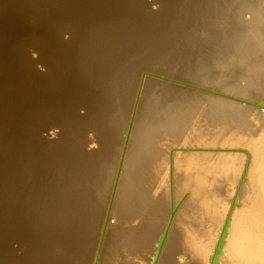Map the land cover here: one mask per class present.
I'll use <instances>...</instances> for the list:
<instances>
[{"label":"rangeland","instance_id":"1","mask_svg":"<svg viewBox=\"0 0 264 264\" xmlns=\"http://www.w3.org/2000/svg\"><path fill=\"white\" fill-rule=\"evenodd\" d=\"M252 1L253 0H0V234H4L3 243L0 244L2 246L0 249V264H37L38 261L42 259H48V257L56 251L57 245L60 244L59 242H62V240L60 239V234L57 232L45 234L46 232L44 231L45 233L39 235L43 227L50 223L51 225L56 224L59 218L60 220H58V222L63 221L67 216V220L70 219V216L71 218L78 217L77 215L84 209L85 212L91 209L93 211L94 209V213H100V208L96 207V202L97 199L99 202L101 191L107 188L105 185V187L100 189V184L104 179L109 182L112 180L113 183H111L112 186H109V195H107L106 198L107 205L102 210L101 222L98 228L99 232L97 231L95 243L93 245L92 258L94 259L100 243L102 227L106 215L105 211H107L110 201L114 178L132 115L140 76L143 71L157 73V75L163 78L205 88V90L193 89L165 79L150 76L145 78L138 100L133 126L138 122V118L140 120L141 117L142 120H140V122L142 126L145 125L147 117L161 124L160 128L163 129L161 138L152 141L151 146L160 152L164 143L169 141L173 147L172 151H170V154L167 156L168 163L175 164L179 162L183 152H185L184 148L187 146H189V150L187 149L186 152L190 151V155H195L196 152H212L214 156L219 153H244L243 150L228 152L201 149L207 142L212 141L217 144V150H225L231 143L238 139L240 132L246 124V121L240 118V121H235V125L229 127L230 130H226L223 128V119L213 113V97H216V99L221 98L224 101L229 100L227 102L231 101L233 104H237L238 102L213 94V92L217 94L221 92L226 95L231 93L224 90L222 87H217L219 86V82L226 80L232 75L229 73L231 70L230 66L235 65L237 71L247 68L253 69L255 72L254 78H252L253 80H258L260 75H264V0H254L253 3H251ZM239 6H242V9ZM249 6L251 8H249ZM238 12H242V16ZM237 16L239 19L242 18L237 20ZM237 22L238 24H236ZM237 30L239 32H237ZM202 32L203 34H201ZM248 36H252L251 39L257 40L259 44L260 48H255L257 49L256 55H247L245 50L240 47L235 51V55L237 56L235 63L230 64L231 61L229 58L232 55L231 53H229L230 56L221 61V63L218 62L219 65L216 63L213 66L212 63L214 64V62L210 63V59L214 54L217 56L219 55L216 54L218 53L217 51H219V45H225V43L222 44V41L226 40V45H230L231 39H248ZM209 39H211V41H209L211 44L207 41ZM202 42H204V48L209 54L207 55V59H200L201 62L197 63L198 60L194 56L192 58L193 60L190 61L191 59L188 58L192 57L190 53H194L193 50L196 49V47L197 49L200 48ZM210 45L211 48L212 46L213 48L209 50L208 47H210ZM205 49L199 50L198 52L204 51ZM96 50L99 53H97ZM157 51L159 53H157ZM115 53L116 56L118 55L119 57H116ZM145 54H147L150 59H145L147 57ZM149 54L153 56L150 57ZM210 54L212 55L210 56ZM142 55L144 58H140ZM155 55L156 57H154ZM144 59L147 61L145 62ZM154 59L163 66V68L158 66L159 64L156 68L154 63L157 64V62L154 61ZM183 60H185V63ZM171 61L174 62V64ZM141 62L145 63L142 64ZM164 62H168L169 66ZM161 63H164L166 66ZM175 63H178V65H175ZM171 64L175 68H172V66H170ZM176 66L180 67V69H177ZM199 66L202 68L204 67L203 69L208 66L206 70L208 69L210 71L205 73L207 76L199 77V73L196 72H202L201 70H203L200 69ZM175 69L177 71H175ZM163 71H165V73ZM190 71L193 73H191V77L195 78V80L199 77L198 83H195V81L189 78ZM170 72H173L177 76ZM180 72L181 74H179ZM186 72L188 73L186 74ZM184 75H189V77H187L189 79L186 77V79L183 78ZM191 80L192 82H190ZM200 80L212 81L213 87L204 86L205 84L203 85ZM146 83L148 85H146ZM260 83L261 87L259 88L264 89V78L260 80ZM153 85H155L159 91L156 92L157 90H153L155 96L152 94V88H155ZM157 85L160 86L158 87ZM162 85H164V87L166 85L168 93L165 92L166 89L163 91L164 87ZM149 86L151 88H149ZM145 87H147V89ZM160 87H162V91L159 90ZM169 87L170 91L168 90ZM243 88L244 93L242 96L241 94H234L233 92L230 96L247 99L249 101L253 98L254 93L259 90L258 87L252 84ZM148 89H151L150 92L152 96L150 94L148 95ZM172 89L179 92L175 91L178 96H180V94L182 95L180 99H177V95L175 96V93L171 92ZM178 89L181 91L183 90L185 93L183 91L180 93ZM189 90L191 92H189ZM160 91L164 94H161ZM187 93H192L193 99L197 102H201L204 97L207 98L191 110L190 116L187 114L174 116L175 113L172 115L167 111L174 105L173 111H175V107L180 109L183 108L188 101V96H184V94ZM146 94L150 97L146 96L147 101L144 100V95ZM160 95L165 96L162 98ZM166 95L168 98L170 97L171 101L173 100L171 97H176L174 101L177 100L175 102L172 101L175 104L172 103ZM155 97L159 100L162 98L163 101L160 100L162 102L158 103L159 101ZM164 98L167 99L165 100ZM148 99L150 100L149 104L147 103ZM154 99L155 103L152 102ZM142 100H144V103ZM167 100L171 103L169 106L163 103L164 101L168 102ZM156 102L159 105H157ZM249 102H251V100ZM161 103L163 104L160 106ZM253 103H256V101ZM164 104L166 107L168 106L167 108L164 107L166 111H160V109L165 106ZM238 104L240 107L247 105L240 102ZM117 105L119 107H117ZM120 110L122 111L121 115L123 114L124 116L118 115L120 114ZM162 111H165L164 113H166V115L162 114ZM242 111L245 113V111H248V108L244 107ZM228 115L230 116L231 114ZM117 117L121 119L119 120ZM228 121L229 119L227 118L226 123H228ZM182 122L189 123L182 129V132L178 133L177 129ZM120 126L122 127L120 128ZM197 127L201 128L203 132H191L193 128ZM133 128L134 127H132V134L130 136H133ZM113 130H115V132ZM102 134L105 135L107 139L104 138ZM178 136L179 141H177ZM130 138V143H128L126 151L130 148ZM118 141H121L120 144ZM105 149L108 150L106 151ZM128 152H125L126 156L123 159L117 186L120 183L121 175L127 172V168H124V165ZM104 153L105 155H103ZM116 158L118 159L117 161ZM206 159L207 158L204 159L203 165L206 163ZM94 160L97 161L94 163ZM181 163L182 161L180 162V166ZM86 164L88 166L91 164L90 168ZM89 170L94 174L92 173L91 175ZM102 170L103 173L101 174ZM195 170L196 169H192L190 172L189 183L179 186V188L183 190L181 192L189 190L194 192L198 189L207 187V177L200 176ZM76 172L78 173L76 174ZM96 172L98 173L96 174ZM109 172H111L110 175ZM48 174H50V176ZM59 174L60 176H58ZM103 174L109 175V179L107 176H101ZM86 175H89L88 177L90 178L83 179ZM25 176L27 177L25 178ZM97 176L99 178L100 176L102 177V179L100 178L101 181H97L99 179ZM177 176L176 169L173 166L165 167L155 176V179L149 186L153 191L151 199L146 197L141 201V199L137 197V201L140 202V206L137 208L121 209L115 211L116 213L110 212V214H115L109 216L107 227L110 224L111 227H114L117 232L123 236L115 235L113 240L111 242L109 241V245L105 247L106 250L104 249V252L103 243L105 240V230L98 264H131L133 262L129 257L134 252L139 255V258H137L134 263L150 264L151 260L148 259V255L152 252V243L150 244L148 242V233L154 228L155 231L161 235L165 229L169 219L164 213L159 211L162 209L166 200L160 203L158 202L166 198L168 192H170L169 199L171 209L173 205L172 202L175 203L172 196V183ZM72 178H75V180L77 179L76 181L79 183H76L74 179L73 182V180H71ZM45 180L47 181L45 182ZM66 180H68V182ZM33 181L39 183L36 185ZM89 181H93L91 182L94 183V185L92 184L93 187L88 185L91 184ZM27 184L30 187L27 186ZM51 184L53 185L51 186ZM78 184H84L87 188L92 187L91 189L88 188L91 192H89L86 187H80ZM73 185L77 188L73 189ZM24 186H27V188H24ZM53 187L54 189H52ZM83 188H86L88 191L85 189V192ZM93 188H96L94 189L95 191ZM71 189H73V191H70ZM78 189L82 191L80 194L76 192L79 191ZM74 190L76 191L74 192ZM83 191L85 193H83ZM96 191L98 195L95 193ZM24 192L32 196L30 199H25L27 201V211H25L26 208L22 206L24 200L23 196H26ZM64 192H69L65 194L69 199L68 197L62 198L63 200L61 201L59 195ZM75 193L77 196L83 197V199L77 197ZM219 193H222L225 200L233 196V190L230 186H223L219 189ZM81 194L85 195V197ZM65 195H63V197H65ZM88 195L91 198H89ZM73 196L75 199L79 198V200L71 199ZM187 196V194L183 195L179 203H177V207L185 201ZM57 198H59V201L56 200ZM86 198L90 199L87 201L88 203L85 202L87 200ZM92 198L93 200H91ZM44 199L48 201L45 202ZM52 199L56 200V202L61 205V208L59 207L60 211L57 210L59 205L56 202H51ZM67 199L69 202H67ZM64 200L69 204L66 205ZM80 200L84 202H77ZM71 201H74L73 203L75 206ZM90 201L96 203L94 204L92 202L95 207L91 205ZM16 203L20 207L14 209L12 206H15ZM61 203H63L64 207ZM76 203L77 205L81 204V206H77ZM84 203L85 205H89L90 203L91 207L90 205L89 207L87 205L85 206ZM38 204L41 205L42 208L38 206L39 209H36ZM44 205L47 207H44ZM52 205L55 207H52ZM70 205H72L74 210ZM48 206L49 209L52 208L54 212L51 209L49 210ZM28 207L30 208L28 209ZM40 209H45V211H41ZM67 210L68 213H65ZM133 210L134 213H136L134 215H132ZM40 211L45 213L42 214ZM57 211L58 214H55ZM62 211L64 214L63 218ZM122 211H127L126 213L129 214V217L123 221L120 219L124 215ZM155 211L159 213H155ZM18 212H20V215ZM22 212L23 214H21ZM51 212L54 213L56 217L54 215L52 216ZM72 212H75L73 213L74 215L71 214ZM38 215H42L41 217L46 216V218L39 219L37 218ZM7 220H9L8 224ZM38 220H41L39 221L41 224ZM9 225H15L16 228L15 233L10 236L6 235L12 228ZM128 231L130 235L125 236ZM55 233L56 236L54 235ZM136 234H139V238L133 239L132 236ZM49 237L56 243L50 240ZM121 240L125 246L123 250L119 249V242ZM115 244H117L116 248L113 247ZM40 247H43V249ZM171 255L174 262L184 264L185 259L183 254L172 253ZM93 259H91V264L93 263Z\"/></svg>","mask_w":264,"mask_h":264},{"label":"bare ground","instance_id":"2","mask_svg":"<svg viewBox=\"0 0 264 264\" xmlns=\"http://www.w3.org/2000/svg\"><path fill=\"white\" fill-rule=\"evenodd\" d=\"M175 1V0H174ZM254 1V0H253ZM253 1L251 3H253ZM261 1V0H260ZM208 2V1H207ZM206 2V4H207ZM223 2V1H222ZM230 2V1H229ZM257 2V1H256ZM237 3V2H236ZM183 4V3H182ZM249 4V2H248ZM190 5V4H189ZM200 5V4H199ZM202 5V4H201ZM111 6V5H110ZM220 6V5H219ZM203 7V6H202ZM240 7V6H239ZM242 7V6H241ZM240 7V8H241ZM245 7V6H243ZM256 7V6H255ZM249 8H251L249 6ZM213 9V8H212ZM234 9V8H232ZM242 9V8H241ZM256 9V8H255ZM200 10V9H199ZM202 10V9H201ZM220 10V9H219ZM254 10V7H253ZM232 11V10H231ZM219 12V11H218ZM222 12V11H221ZM190 13V12H189ZM199 13V12H198ZM225 13V12H224ZM239 13V12H238ZM228 14V13H227ZM240 15L243 14L242 12L239 13ZM212 15V14H211ZM230 15V14H229ZM228 16V15H227ZM239 16V15H238ZM237 16V18H238ZM242 16V15H241ZM240 16V17H241ZM204 17V16H203ZM233 18V17H232ZM242 18V17H241ZM240 18V19H241ZM231 19V18H230ZM239 18L237 20H240ZM97 21V20H96ZM214 21V20H213ZM216 22V21H215ZM236 22V21H235ZM241 22V21H239ZM210 23V22H209ZM157 24V23H156ZM192 24V23H191ZM238 24V22L236 23ZM242 24V23H241ZM145 25V23H144ZM158 25V24H157ZM212 25V24H211ZM214 25V24H213ZM245 25V24H244ZM148 26V25H147ZM160 26V25H159ZM209 26V25H208ZM246 26V25H245ZM212 27V26H211ZM215 27V26H214ZM226 27V26H225ZM206 28V27H205ZM241 28V27H239ZM2 29V28H1ZM220 29V28H219ZM217 30V29H216ZM223 30V29H222ZM196 31V30H195ZM204 31V30H203ZM218 31V30H217ZM223 32V31H222ZM229 32V31H228ZM237 32H239L237 30ZM236 32V33H237ZM245 32V31H244ZM242 32V33H244ZM193 33V32H192ZM205 33V32H204ZM157 34V33H156ZM196 34V33H195ZM203 34V32L201 33ZM206 34V33H205ZM231 35V34H230ZM238 35V34H237ZM236 35V36H237ZM202 36V35H200ZM239 36V35H238ZM242 36V35H241ZM240 36V37H241ZM245 36V35H244ZM176 37V36H175ZM223 37V36H222ZM235 37V36H234ZM246 37V36H245ZM244 37V38H245ZM249 37V36H248ZM252 37V36H251ZM251 37H249L248 39H231L230 41V45H226V40L222 41V44L225 43V45H219V51H217L219 54L218 56L214 54V56L211 57L210 59V63L214 62V64L212 63V65L214 66L216 63H221V61L225 60L226 58H228L230 55L229 53H231V57L229 58V60L231 61L230 64H233L236 62L237 60V56L235 55V51L238 50L240 47H242V49L245 50V52L247 53V55H256L257 54V49L260 48L259 44L257 42V40L255 39H251ZM173 38V37H172ZM194 38V37H193ZM206 38V37H205ZM204 38V39H205ZM243 38V37H242ZM225 39V38H224ZM228 39V38H227ZM101 40V39H100ZM181 40V39H179ZM185 40V39H184ZM189 40V39H188ZM221 40V39H220ZM238 40V41H237ZM242 40V41H239ZM105 41V39H104ZM123 41V40H122ZM146 41V40H144ZM143 41V42H144ZM171 41V40H170ZM182 41V40H181ZM208 42L211 41V39L207 40ZM103 42V41H102ZM108 42V41H107ZM106 42V43H107ZM117 42V41H116ZM163 42V41H162ZM196 42V41H195ZM240 42V43H237ZM101 43V42H100ZM105 43V44H106ZM154 43V42H153ZM152 43V44H153ZM161 43V42H160ZM167 43V42H166ZM192 43V42H191ZM200 43V42H198ZM197 43V44H198ZM210 43V42H209ZM213 43V42H212ZM217 44H219L218 42H216ZM215 43V44H216ZM141 44V43H140ZM162 44V43H161ZM170 44V42H169ZM178 44V43H177ZM211 44V43H210ZM108 45V44H106ZM143 45V44H142ZM146 45V44H145ZM167 45V44H165ZM171 45V44H170ZM180 45V44H179ZM185 45V44H184ZM190 45V44H189ZM195 45V43H194ZM201 47L197 49H194L193 52L194 53H190V56L192 55V57H188L189 59H191L190 61H192L193 57L195 56V58L198 60L197 63L201 62V60H206L207 59V55L208 52L206 51V49L204 48V42H202ZM214 45V44H213ZM102 46V45H101ZM105 46V45H104ZM117 46V45H116ZM126 46V45H125ZM164 46V45H163ZM209 46V44H208ZM149 47V46H148ZM160 47V46H159ZM175 47V45H174ZM193 47V46H192ZM216 47V46H214ZM103 48V47H101ZM109 48V47H108ZM129 48V46H128ZM127 48V49H128ZM165 48V46H164ZM178 48V47H177ZM176 48V49H177ZM180 48V47H179ZM209 50L213 48L208 47ZM257 48V49H255ZM91 49V48H90ZM100 49V48H98ZM157 49V48H156ZM184 49V48H182ZM201 52H198L199 50H203ZM215 49V48H214ZM229 49V50H228ZM105 50V49H104ZM111 50V49H110ZM170 50V49H169ZM185 50V49H184ZM97 51V50H96ZM95 51V52H96ZM121 51V50H120ZM150 51V50H149ZM162 51V50H161ZM191 51V50H190ZM214 51V50H213ZM118 52V51H117ZM163 52V51H162ZM177 52V51H176ZM192 52V51H191ZM215 52V51H214ZM97 53H99L97 51ZM101 53V51H100ZM107 53V52H106ZM109 53V52H108ZM152 53V52H151ZM155 53V50H154ZM157 53H159L157 51ZM156 53V54H157ZM189 53V52H188ZM213 53V52H212ZM148 54V53H147ZM145 54L146 58L145 59H150L148 58V55ZM179 54V53H178ZM181 54V52H180ZM227 54V55H225ZM97 55V54H96ZM111 55V54H110ZM150 55V54H149ZM177 55V54H176ZM187 55V54H186ZM212 54H210L211 56ZM114 56V55H113ZM116 56V53H115ZM118 56V55H117ZM116 56V57H117ZM153 56V55H152ZM150 55V57H152ZM173 56V55H172ZM209 56V58H210ZM100 57V56H99ZM103 57V56H102ZM119 57V56H118ZM143 57L140 56V58ZM156 57V55L154 56ZM153 57V58H154ZM174 57V56H173ZM172 57V58H173ZM178 57V56H177ZM144 58V57H143ZM142 58V59H143ZM223 58V59H222ZM139 59V58H138ZM144 61L146 62L147 60ZM175 59V58H174ZM173 59V60H174ZM186 59V58H185ZM221 59V60H219ZM101 60V59H100ZM141 60V59H140ZM153 60V59H152ZM151 60V61H152ZM172 60V61H173ZM188 60V59H187ZM139 61V60H137ZM149 61V60H148ZM154 61H156L154 59ZM171 61V62H172ZM176 61V60H175ZM185 60H183L184 62ZM140 62V61H139ZM143 62V61H142ZM141 62V63H142ZM144 62V63H145ZM153 62V61H152ZM157 62V61H156ZM162 62V61H159ZM187 62V61H186ZM142 63V64H144ZM149 63V62H148ZM167 63L168 62H164ZM164 63H161L162 65L166 66ZM170 63V62H169ZM174 64V62H172ZM185 63V62H184ZM206 63V62H203ZM219 63L217 65H219ZM109 64V63H108ZM107 64V65H108ZM151 64V63H150ZM159 63L157 62V64L154 63V66L156 67ZM178 65V63H175V65ZM208 65V64H207ZM106 66V65H105ZM132 66V65H131ZM152 66V65H150ZM158 66H161L160 64ZM157 66V67H158ZM169 66V64H168ZM172 66V64L170 65ZM180 66V64H179ZM205 66V65H203ZM104 67V66H103ZM156 67V68H157ZM177 69L180 67L176 66ZM200 67V66H199ZM198 67V68H199ZM208 67V66H206ZM203 69L202 67H200V69L202 72H196L199 73V77H205L207 75H205V73H207L210 70H206ZM161 68H163V66H161ZM159 68V69H161ZM167 69H169L168 67H166ZM165 68V69H166ZM172 68H175L172 66ZM183 68V67H182ZM181 68V69H182ZM102 69V68H101ZM217 69V68H215ZM230 71L229 73L232 74L231 76H229L226 80L219 82V87L224 88V90H227L229 92H231L230 94H241V96L244 93V88L245 86H250L251 84L254 85L255 87H258V91L254 93V96L251 100V102H258L260 100H264V89H261L259 87H261V83L260 80L262 78H264V75H260L258 80H253L252 78H254L255 72L253 71V69L251 68H247L244 70H238L235 68V65L230 66ZM174 70V69H173ZM98 71V70H97ZM113 71V70H112ZM161 71V70H160ZM166 72H168L167 70H165ZM165 71H163L165 73ZM175 71H177L175 69ZM174 71V72H175ZM92 73V72H91ZM171 74L173 72H170ZM176 73V72H175ZM188 72H186L187 74ZM191 71L189 72V75L185 76L183 78H191L193 81H195V83H198L199 77H197L195 80V78L191 77ZM174 74V73H173ZM177 74V73H176ZM176 74H174L175 76H177ZM181 74V72L179 73ZM193 74V73H192ZM119 75V74H118ZM183 75V74H182ZM150 78V77H149ZM185 78V79H186ZM187 78V79H189ZM192 80L190 82H192ZM147 81V80H146ZM201 83L204 86H212V81L210 80H200ZM157 82V81H156ZM129 83V82H128ZM148 83V82H147ZM146 83V85H148ZM127 85V84H126ZM156 85V84H155ZM153 85V87L155 86ZM161 85V84H160ZM159 85V86H160ZM167 85V84H166ZM164 87V85H162L163 91L164 89H166L168 87ZM202 85V86H203ZM130 86V85H129ZM151 86V84H150ZM149 86V88H151ZM158 86V85H157ZM158 86V87H159ZM170 86V85H169ZM171 87V86H170ZM170 87H169V91H170ZM213 87V86H212ZM215 87V84H214ZM121 88V87H120ZM132 88V87H131ZM147 89V87H145ZM162 87L159 88V90H161ZM173 88V87H171ZM175 88V87H174ZM122 89V88H121ZM126 89V88H125ZM155 89L156 92H159L158 89L156 88H152V94H153V90ZM182 89V88H181ZM184 89V88H183ZM129 90V89H128ZM127 90V91H128ZM149 90V89H148ZM147 90V91H148ZM151 90V89H150ZM148 92V95L151 94V92ZM173 90V89H172ZM171 92L175 93V91L177 90H173ZM180 90V89H178ZM222 90V89H221ZM146 91V90H144ZM162 91V90H161ZM160 91V93H161ZM183 91V90H182ZM180 90V93L182 92ZM167 89H166V91ZM178 92V91H177ZM184 92V91H183ZM189 92H191L189 90ZM233 92V93H232ZM126 93V92H125ZM128 93V92H127ZM146 93V92H145ZM158 93V94H160ZM165 93V94H167ZM179 93V92H178ZM185 93V92H184ZM221 93V92H220ZM228 93V92H227ZM157 94V95H158ZM164 94V93H161ZM229 94V95H230ZM114 95V93H113ZM123 95V94H121ZM156 95V96H157ZM168 95V94H167ZM166 95V97H167ZM175 96L177 95V99H180L182 96L180 94V96H178V94H174ZM173 95V96H174ZM186 95V96H185ZM257 95V96H256ZM129 96V95H128ZM145 99H146V95ZM153 96H155L153 94ZM162 96V98L165 96L160 95V97ZM169 96V95H168ZM185 97L188 96V101L186 102L185 106L183 108H177L175 107L173 111V107L175 106H170L172 108L168 109L167 111H169L172 115L174 116H180V115H191V110L194 109V107L197 104H200L201 102H203L207 97H204L203 100L201 102H197L193 99L192 97V93H187L184 94ZM239 96V97H241ZM122 97V96H121ZM127 97V96H126ZM149 97V96H147ZM150 98V97H149ZM156 98V97H155ZM158 98V96H157ZM156 98V99H157ZM162 98L160 100H162ZM168 98V97H167ZM166 98V99H167ZM174 101V98L176 97H171ZM238 98V97H237ZM263 98V99H262ZM123 99V97H122ZM153 99V98H151ZM165 99V98H164ZM165 99V100H166ZM170 100V97L168 98ZM176 99V100H177ZM254 99V100H253ZM144 100L143 103H144ZM160 103L162 101H160L159 99H157ZM167 100L168 102L164 101L163 103H166V105H170V101ZM175 100V101H176ZM249 100V101H250ZM117 101V100H116ZM149 99H148V104H149ZM171 101V102H172ZM174 101V102H175ZM229 101V100H227ZM226 100H222L220 99H216V97L212 99V103L214 105L213 107V113L214 115L218 116L219 118H222L223 121L222 123L224 124L223 128H225L226 130H230L229 127H232L233 125H235V121L238 122L240 121V118L246 121V124L244 125L242 131L240 132V135L238 137V139L231 143L225 150H231V151H237V150H243L244 153H219L216 156L213 155V153H204V152H196L195 155H190V151L186 152L187 149L189 150V146L184 148L182 157L180 158L179 162L175 163V164H170L167 162V156L170 154V151H172V147L173 145L167 141L164 143L163 147L161 148L160 152L155 149L153 146H151V142L161 138V134L163 132V129L160 128L161 124L157 123L155 120H152L151 118L148 119L147 117V124L145 122V125L142 126V123L140 122L138 118V122L135 124V126H133V136H130L132 138L131 139V144H130V148H129V152L124 168H127V172L125 174H122L121 176V180L120 183L117 186L116 192H115V196H114V200H113V204L111 207L110 212H115L117 210H121V209H134L137 208L138 206H140V202L137 201V197H139L141 199V201H143L146 197L148 199H151L152 196V188H150L149 186L151 185V183L153 182V180L155 179V176L162 171V169H164L167 166H173L176 169L177 172V177L174 179L173 183H172V191H173V199L175 200V203L172 202V206L171 208L175 209V215L173 217L172 223H171V227H170V232L168 233L166 240L163 244V248L159 257V260L157 262V264H178L176 262L173 261L172 259V253H176V254H183L184 255V259L185 262L184 264H209L215 244L217 242V238L219 236L220 230L222 228V225L227 217V214L229 212V209L231 207L232 201L235 197V195L237 194V187L239 184V181L241 179V176L243 175V172L245 170V168L247 167V174L245 177L244 182L242 183L241 186V190L238 192L237 197H238V206L235 207V209L233 210L232 216H231V224H230V232L227 235V238L225 240V244L222 248V255L219 258V264H264V110L261 108H257V107H253L250 105H244L243 107L239 106V102H237V104H233L231 101L227 102ZM235 101V100H234ZM123 102V101H122ZM152 102L155 103V99L154 101L152 100ZM172 102V103H174ZM146 103V104H147ZM157 103V102H156ZM157 103V105H159ZM161 103L160 106L163 104ZM175 104V103H174ZM141 105V104H140ZM165 105V104H164ZM163 106L161 110H165L166 109ZM109 106V105H108ZM112 106V105H111ZM143 106V105H142ZM145 106V104H144ZM167 106V107H168ZM117 107H119L117 105ZM124 107V106H123ZM166 107V108H167ZM244 107L248 108V111H245V113L242 111V109ZM111 108V107H110ZM113 108V106H112ZM116 108V107H115ZM140 108V106H139ZM143 108V107H141ZM161 108V107H158ZM164 108V109H163ZM114 109V108H113ZM117 109V108H116ZM119 109V108H118ZM144 109V108H143ZM117 111V110H116ZM119 111V110H118ZM124 111V110H123ZM164 111V112H165ZM121 110H120V114L121 115ZM163 112V111H162ZM162 113L165 114L166 113ZM116 113V112H115ZM142 113V110H141ZM103 114V113H100ZM168 114V113H167ZM228 114H231L230 116ZM111 115V114H110ZM116 115V114H115ZM123 115V114H122ZM121 115V116H122ZM228 115V116H227ZM114 116V113H113ZM117 116V115H116ZM124 116V115H123ZM141 116V115H140ZM147 116V115H146ZM150 116V115H149ZM26 117V116H25ZM139 117V116H138ZM145 117V116H144ZM234 117V118H233ZM119 118V117H117ZM115 118V119H117ZM153 118V117H152ZM229 119L228 123H226V119ZM121 118H119L120 120ZM127 119V118H126ZM137 119V118H136ZM135 119V120H136ZM109 121V120H107ZM111 121V119H110ZM122 121V120H121ZM120 121V122H121ZM113 122V121H112ZM118 122V121H117ZM119 122V123H120ZM109 123V122H108ZM125 123V122H124ZM189 122H182L180 124V126L177 129V132L180 133L182 132V129H184L187 124ZM200 123V122H199ZM221 123V124H222ZM97 124V123H96ZM144 124V123H143ZM108 125V124H107ZM134 125V124H133ZM103 126V125H102ZM98 127V126H97ZM117 127V126H116ZM122 126H120L121 128ZM84 128V127H83ZM100 128V127H99ZM105 128V127H104ZM111 128V127H110ZM124 128V127H123ZM91 131V130H90ZM108 131V130H107ZM115 132V130H113ZM112 131V132H113ZM74 132V131H73ZM80 132V131H78ZM123 132V131H121ZM193 133H202L203 131L201 130V128L197 127V128H193L192 131ZM77 133V131H76ZM81 133V132H80ZM106 133V132H105ZM109 133V132H107ZM75 134V133H74ZM104 134V133H103ZM102 134V135H103ZM115 134V133H114ZM119 134V132H118ZM121 134V133H120ZM132 134V133H131ZM108 135V134H107ZM104 138L105 135H103ZM101 137V135H100ZM102 138V137H101ZM110 138V136H109ZM107 139V138H106ZM120 139V138H119ZM122 139V138H121ZM110 140V139H109ZM108 140V141H109ZM123 140V139H122ZM177 141H179V136L177 137ZM113 142V141H112ZM117 142V141H116ZM119 142V141H118ZM121 142V141H120ZM119 142V144H120ZM104 143V141H103ZM130 143V142H129ZM76 144V143H75ZM114 144V143H113ZM100 145V144H99ZM107 145V144H106ZM105 145V146H106ZM61 146V145H60ZM104 146V145H103ZM111 146V144H110ZM114 146V145H113ZM117 146V145H116ZM185 146V145H184ZM79 147V146H78ZM107 147V146H106ZM112 147V146H111ZM217 147V144L215 142H207L205 144V146L201 149V150H215ZM64 148V147H63ZM80 148V147H79ZM101 148V147H100ZM110 148V147H108ZM56 150V149H55ZM63 150V149H62ZM98 150V149H97ZM96 150V151H97ZM106 150V149H105ZM108 150V149H107ZM106 150V151H107ZM64 151V150H63ZM74 151V150H73ZM72 151V152H73ZM95 151V152H96ZM99 151V150H98ZM115 151V149H114ZM56 152V151H55ZM101 152V151H100ZM111 152V151H110ZM119 152V151H118ZM59 153V152H58ZM57 153V154H58ZM74 153V152H73ZM107 153V152H105ZM105 153L103 155H105ZM109 153V152H108ZM63 154V153H62ZM97 154V153H96ZM110 154V153H109ZM78 155V154H77ZM85 155V154H84ZM98 155V154H97ZM100 155V154H99ZM60 156V155H59ZM110 156V155H109ZM118 156V155H117ZM126 156V155H125ZM62 157V156H61ZM101 157V156H100ZM116 157V156H115ZM99 158V157H98ZM107 158V157H106ZM114 158V157H113ZM118 158V157H117ZM116 158V161L118 160ZM206 159V163L203 165V161L204 159ZM82 159V158H81ZM95 159V158H93ZM112 159V158H111ZM106 160V159H105ZM97 161V160H96ZM94 160V163L96 162ZM110 161V160H108ZM125 161V160H124ZM181 166H180V162ZM87 162V161H86ZM85 162V163H86ZM99 162V161H98ZM102 162V160H101ZM100 162V164H101ZM111 162V161H110ZM114 162V159H113ZM79 163V161H78ZM109 163V162H108ZM89 164V163H88ZM99 164V165H100ZM105 164V163H104ZM114 164V163H113ZM81 165V163H80ZM87 165V164H86ZM98 165V166H99ZM42 166V165H41ZM88 166V165H87ZM91 166V164H90ZM90 166H88L90 168ZM94 166V165H93ZM111 166V165H109ZM83 167V166H82ZM105 167V166H104ZM9 168V167H8ZM93 168V167H92ZM101 168V167H100ZM107 168V167H106ZM105 168V169H106ZM38 169V168H37ZM66 169V168H65ZM68 169V168H67ZM94 169V168H93ZM104 169V168H103ZM112 169V168H111ZM192 169H196V173L199 174L200 176H206L207 177V187H204L202 189H198L197 191L192 192L191 190L189 191H183L181 188H179L180 185H185L187 183H189L190 181V172L192 171ZM46 170V169H45ZM69 170V169H68ZM67 170V171H68ZM99 170V169H98ZM37 171V170H36ZM71 171V169H70ZM86 171V170H85ZM85 171H82L83 173ZM90 171V170H89ZM109 171V169H108ZM107 171V172H108ZM111 171V170H110ZM114 171V170H113ZM45 172V171H44ZM87 172V171H86ZM85 172V173H86ZM91 175H92V171ZM100 172V171H99ZM41 173V172H39ZM66 173V170H65ZM69 173V172H68ZM78 172H76L77 174ZM81 173V171H80ZM79 173V175H80ZM89 173V172H88ZM98 172H96L97 174ZM103 173V170L101 172V174ZM105 173V172H104ZM111 172H109L110 175ZM23 174V173H22ZM25 174V173H24ZM94 174V173H93ZM106 174V173H105ZM50 176V174H48ZM47 175V176H48ZM63 175V174H61ZM68 175V174H66ZM71 175V174H70ZM85 175V174H82ZM109 175H101V176H109ZM60 176V174L58 175ZM87 176V177H86ZM83 179L85 178H90L88 177L89 175H86ZM100 176V178L102 179V177ZM27 176H25L26 178ZM74 177V176H73ZM93 177V176H92ZM98 177V176H97ZM112 177V176H111ZM23 178V177H22ZM24 178V179H25ZM43 178V177H42ZM50 178V177H49ZM66 178V177H65ZM69 178V177H68ZM99 178V177H98ZM100 178L97 180L99 181ZM105 178V177H104ZM23 179V180H24ZM67 179V178H66ZM75 180V178H72L71 180ZM92 179V178H91ZM109 179V177H108ZM28 180V179H27ZM43 180V179H42ZM48 180V178H47ZM45 180V182L47 181ZM61 180V179H59ZM70 180V179H68ZM68 180H66L68 182ZM73 180V182H74ZM77 180V179H76ZM75 180V181H76ZM111 180V178H110ZM49 181V180H48ZM56 181V180H55ZM87 181V180H86ZM95 181V182H97ZM101 181V180H100ZM103 181V180H102ZM34 182V181H33ZM58 182V180H57ZM55 182V183H57ZM62 182V181H61ZM78 181H76L77 183ZM93 182V181H91ZM89 181V183H91ZM119 182V181H118ZM36 185L39 183L34 182ZM50 183V182H49ZM48 183V184H49ZM54 183V182H53ZM79 183V182H78ZM82 183V181H81ZM84 183V182H83ZM111 183H113V181L111 180V182H109L108 180H105L103 182H101V188L105 187V185L107 186V188L104 191H101L100 194V199L98 202L97 199V205L96 207L100 208V213H94V209L92 211L89 210L87 213L84 211V207H83V211L85 212H81L80 214H78V217L75 218H71L67 220L68 216L66 219H64L63 221H59L60 218L57 220L56 224L51 225L47 224L43 227V229L39 232V235H41V233H45V234H49L52 232H57L60 234V239L62 240V242H59L60 244H58L57 249H55L56 251L48 257V259L46 260H40L38 261L37 264H91V259L92 258V251H93V245L95 243V237L100 225V220H101V213L102 210L105 208V206L107 205L106 203V198L108 194V189L109 186H112ZM88 184V183H87ZM94 183L88 184L91 185L93 187ZM24 185V184H23ZM46 185V184H45ZM53 184H51L52 186ZM60 185V184H58ZM80 187H86V185L84 186V184H78ZM98 185V184H97ZM99 185V187H100ZM27 186H29L27 184ZM27 186H24V188ZM50 186V185H49ZM74 186V185H73ZM96 186V185H95ZM223 186H230L232 187L233 190V196L230 199L225 200L222 193H219V189H221ZM30 187V186H29ZM91 187V188H92ZM98 187V188H99ZM149 187V188H148ZM56 188V186H55ZM77 188L76 186L73 187ZM87 188V187H86ZM85 188V189H86ZM89 188V187H88ZM87 188V189H88ZM89 188V189H91ZM111 188V187H110ZM171 188V186H170ZM30 189V188H28ZM54 189V187L52 188ZM73 189H71L70 191H73ZM82 189V188H80ZM80 189H78L79 191L74 190V192H82L80 191ZM85 189L83 188V190L85 191ZM86 189V190H87ZM88 189V190H89ZM96 188H93V190ZM65 190V189H64ZM87 190V191H88ZM92 190V191H93ZM110 190V189H109ZM26 191V190H25ZM29 191V190H28ZM69 191V190H68ZM83 191V193H85ZM95 191V190H94ZM99 191V190H98ZM170 191V189H169ZM21 192V191H20ZM63 192V191H62ZM89 192H91L89 190ZM25 193V192H24ZM30 193V192H29ZM69 193V192H67ZM66 192H64L63 194H60L59 197H61V201L63 200L62 198H67L65 194H67ZM95 193L98 192L96 191ZM169 193L166 198L160 200L158 203L165 201V203L162 206V209L159 211L161 213H164L167 218H170V199H169ZM43 194V192H42ZM76 194V193H75ZM78 194V195H79ZM184 194H187V198L185 199V201L183 203H181L180 206L177 207V203H179L180 199L183 197ZM26 196H23V202H22V206L26 208L25 211H27V201L25 199H30L32 196H29L25 193ZM37 195V194H35ZM40 195V194H39ZM63 195H65V197H63ZM71 195V193H70ZM69 195V196H70ZM74 195V194H73ZM82 196L85 197V195L81 194ZM95 195V194H94ZM77 196V194H76ZM89 196V195H88ZM93 196V193H92ZM74 197V196H73ZM71 199H75L74 198ZM79 197V196H77ZM76 197V198H77ZM87 197V196H86ZM95 197V196H94ZM93 197V198H94ZM98 197V196H96ZM36 198V197H35ZM42 198V196H41ZM45 198V197H44ZM81 199H83V197H79ZM79 198H77L79 200ZM88 198V197H87ZM86 198V199H87ZM89 198H91L89 196ZM93 198L91 200H93ZM99 198V197H98ZM33 199V198H32ZM46 199V198H45ZM44 199V200H45ZM69 199V197H68ZM67 199V200H68ZM70 199V200H71ZM75 199V200H77ZM36 200V199H35ZM43 200V199H41ZM40 200V201H41ZM52 199L51 202H56L59 201V198H57L56 200ZM90 199H87L85 202H87ZM108 200V199H107ZM39 201V200H38ZM48 201V200H47ZM45 200V202H47ZM60 201V202H61ZM65 201V200H64ZM95 201V200H94ZM32 202V201H31ZM37 202V201H36ZM44 202V201H43ZM50 202V201H49ZM69 202V200L67 201ZM72 203L74 201H71ZM77 202H82V200L77 201ZM84 202V201H83ZM82 202V203H83ZM91 202V201H90ZM93 202V201H92ZM91 202V205L93 206ZM108 202V201H107ZM58 204V202H56ZM55 203V205H56ZM64 203V202H63ZM63 203L62 206H63ZM66 203V201H65ZM71 203V204H72ZM88 203V202H87ZM94 203V202H93ZM94 203V204H96ZM14 204V203H13ZM34 204V203H32ZM54 204V203H53ZM69 203H66V205H68ZM30 205V204H29ZM43 205V204H42ZM59 205V204H58ZM57 205V206H58ZM65 205V207H66ZM74 205V203H73ZM77 205V203H76ZM85 205V203H84ZM83 205V206H84ZM87 205V204H86ZM85 205V206H86ZM90 205V203H89ZM89 205H87L89 207ZM90 205V207H91ZM41 207V205H37L36 209H39V207ZM46 205H44L45 207ZM61 205L58 206V211L59 207ZM71 208L73 209L72 205H70ZM75 206V205H74ZM77 206H81V204L77 205ZM14 209H16V207H20L17 205L12 206ZM36 207V206H35ZM47 207V206H46ZM52 207H55L52 205ZM64 207V206H63ZM62 207V209H63ZM68 207V206H67ZM95 207V205L93 206ZM12 208V209H13ZM24 208V209H25ZM30 207H28L29 209ZM33 208V207H32ZM31 208V209H32ZM42 208V207H41ZM61 208V207H60ZM70 208V207H69ZM87 208V207H85ZM102 208V209H101ZM49 209V206H48ZM52 210V208H50ZM49 209V210H50ZM54 209V208H53ZM70 209V210H72ZM76 209V208H75ZM90 209V208H88ZM33 210V209H32ZM41 211H45V209H40ZM47 210V208H46ZM64 210V209H63ZM74 210V209H73ZM36 211V210H35ZM39 211V210H38ZM37 211V212H38ZM40 211V212H41ZM53 211V210H52ZM56 211V210H55ZM58 211L55 214H58ZM66 211V209H65ZM77 211H78V207H77ZM81 211V210H80ZM79 211V212H80ZM92 211V212H90ZM16 212V211H14ZM39 212V213H40ZM50 212V211H49ZM48 212V213H49ZM54 212V211H53ZM78 212V213H79ZM106 212V211H105ZM124 212V215L120 218L122 221L126 220L129 217V214L126 213L127 211H122ZM158 211H155V213H159ZM20 215V212H18ZM34 213V212H33ZM42 213V212H41ZM45 213V212H44ZM42 213V214H44ZM47 213V212H46ZM68 213V210L67 212ZM75 212H72L71 214H73ZM116 213V212H115ZM115 213H112L110 215H114ZM23 214V212L21 213ZM25 214V212H24ZM52 216L54 215V213H52ZM61 214V212H60ZM59 214V216H60ZM63 214V211H62ZM136 213H133L132 215H134ZM47 215V214H46ZM50 215V213H49ZM48 215V216H49ZM70 215V214H69ZM74 215V214H73ZM42 216V215H41ZM40 215L37 216V218H46V216L41 217ZM51 216V215H50ZM56 217V215H54ZM64 214L62 215L63 218ZM23 217V216H22ZM58 217V216H57ZM66 217V216H65ZM25 218V217H24ZM51 218V217H50ZM49 219V218H47ZM46 219V220H47ZM103 219V217H102ZM45 220V221H46ZM51 220V219H50ZM54 220V221H56ZM7 220V224H8ZM34 221V220H33ZM41 220H38V222ZM53 221V220H51ZM12 222V221H11ZM37 222V221H36ZM41 224V222H39ZM43 223V222H42ZM46 223V222H45ZM44 223V224H45ZM10 224V222H9ZM14 224V223H11ZM43 224V225H44ZM32 225V224H31ZM10 226V225H9ZM17 226V225H16ZM24 226V225H23ZM30 226V225H29ZM12 227L7 233L6 235H11L14 234L16 231L15 225L14 226H10ZM34 227V226H33ZM101 227V226H100ZM7 229H9L8 227H6ZM37 229V228H36ZM45 231V232H44ZM31 232V231H30ZM99 232V231H98ZM177 232V233H176ZM36 233V232H35ZM52 235V234H51ZM56 236V233L54 234ZM115 235L118 236H123L120 233L117 232V230L114 227H111V225L109 224L107 229H106V233H105V240L103 243V251L105 252V247L109 245V241L111 242L114 238ZM130 235L129 231L128 233L125 234V236ZM3 236L4 234H0V244L3 243ZM35 236V235H34ZM44 236V235H43ZM149 236V243H152V247L151 250L152 252L149 253V257L148 259L151 260L152 256L154 255V252L156 250V244L158 242V239L160 237V234L158 232L155 231L154 228H152V231H150L148 233ZM37 237V236H36ZM46 237V236H45ZM52 237V236H51ZM22 238V237H21ZM133 239L135 238H139V234L133 235L132 236ZM29 239V238H28ZM50 239V237H49ZM48 239V240H49ZM56 239V237H55ZM31 240V239H30ZM36 240V239H35ZM41 240V239H39ZM52 240V239H50ZM60 240V241H61ZM54 241V240H52ZM59 241V240H58ZM36 242V241H35ZM42 242V241H41ZM45 242V241H44ZM55 242V241H54ZM47 243V242H46ZM56 243V242H55ZM44 244V243H43ZM50 244V243H49ZM52 244V243H51ZM54 244V243H53ZM40 246V244H39ZM53 246V245H52ZM1 245H0V249H1ZM46 247V246H45ZM54 247V246H53ZM114 248L117 247V244L113 245ZM124 244L122 242V240L119 242V249H124ZM43 249V247H40ZM49 248V247H48ZM47 248V249H48ZM95 248V246H94ZM45 249V248H44ZM105 249V250H104ZM33 250V249H32ZM50 250V249H49ZM54 251V249H53ZM31 252V251H30ZM41 252V251H40ZM52 253V251H51ZM94 253V252H93ZM39 254V252H38ZM49 254V252H48ZM40 255V254H39ZM43 255V253H42ZM45 255V254H44ZM47 255V254H46ZM45 255V256H46ZM48 256V255H47ZM42 257V256H41ZM31 258V257H30ZM44 258V257H43ZM130 260L133 262L131 264H136L134 262H136V259L139 258V255L134 252L130 255ZM21 259V258H20ZM45 259V258H44ZM28 260V259H27ZM18 261V260H17ZM31 261V260H30ZM34 261V260H32ZM20 262V261H19ZM28 262V261H27ZM26 262V263H27ZM18 263V262H17ZM25 263V262H23ZM180 264V263H179Z\"/></svg>","mask_w":264,"mask_h":264},{"label":"water","instance_id":"3","mask_svg":"<svg viewBox=\"0 0 264 264\" xmlns=\"http://www.w3.org/2000/svg\"><path fill=\"white\" fill-rule=\"evenodd\" d=\"M147 76L156 77V78H160V79H165L167 81L174 82V83H177V84H180V85H184L186 87H190V88H193V89L205 90V88H202L201 86L198 87L196 85H192V84L183 83V82H180V81H176V80H171V79H168V78L160 77L159 75H157V73L155 74L153 72H148V71H143L141 73L140 80H139V85H138V91L136 93V99H135V103H134V106H133V109H132V115H131V118H130L127 134L125 136L124 145H123V149H122V152H121V156H120L117 172H116V175H115V178H114V185H113V188H112L110 201H109V204H108V208H107V211H106L104 224H103V227H102L100 243H99L98 248L96 250V253H95V256H94L92 264H98V262H99V257H100V253H101V245H102V242H103L104 233H105V230H106V227H107V223H108V220H109V216H110V210H111V206H112V203H113V196L115 194L117 182L119 180L121 167H122V164H123V159L125 157V152H126V149H127V145L129 143V138H130L131 130H132V127H133V121H134V117H135L136 108H137V105H138V100H139V97H140V94H141V91H142V88H143V85H144L145 78ZM206 91H210V90H206ZM211 92H213V91H211ZM213 94L219 95V96H222V97H225V98H228V99H232V100H235V101H238L240 103L247 104V105H250V106H253V107L261 108V109L264 110V100H260V101H258L256 103H253V102H249L247 99L236 98V97H233V96H230V95H226V94H223V93L217 94V93L213 92ZM212 151H228V152H230L231 150H217V149H215V150H212ZM237 151H239V150H237ZM246 174H247V167L245 168V170L243 172V175L241 177L240 183H239V185L237 187V194L241 190V186H242V183L245 180ZM237 194L235 195V197H234V199L232 201V204H231V207H230L229 212L227 214V217H226V219H225V221H224V223L222 225V228H221L219 236L217 238V242L215 244V247H214V250H213V253H212V256H211L209 264H219V258L222 255V248H223V246L225 244V240L227 238V235L230 232L231 216H232V213H233V210L235 209V207L238 206ZM174 215H175V209L171 208L170 218H169V220L167 222V225H166L165 229L163 230V232L161 233V235H160V237L158 239V242L156 244V250L154 252V255L152 256L150 264H157V262L159 260V257H160V254H161V251H162V248H163V244H164V242L166 240V237L168 235V232H169V229L171 227V223H172Z\"/></svg>","mask_w":264,"mask_h":264}]
</instances>
